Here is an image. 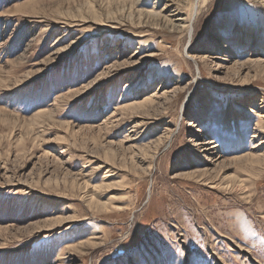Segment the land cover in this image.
<instances>
[{"label":"rangeland","instance_id":"rangeland-1","mask_svg":"<svg viewBox=\"0 0 264 264\" xmlns=\"http://www.w3.org/2000/svg\"><path fill=\"white\" fill-rule=\"evenodd\" d=\"M0 264H264V0H0Z\"/></svg>","mask_w":264,"mask_h":264},{"label":"bare ground","instance_id":"bare-ground-1","mask_svg":"<svg viewBox=\"0 0 264 264\" xmlns=\"http://www.w3.org/2000/svg\"><path fill=\"white\" fill-rule=\"evenodd\" d=\"M194 5V4H193ZM193 12H195V8H193L192 6V12H191V17L189 18L188 22H183V23H187L186 27L188 28L190 26V22L192 20V16H193ZM151 15H153L154 17H158L160 16L158 12H151ZM170 18V17H169ZM168 21H170V19H167ZM189 30V29H188ZM198 143V142H197Z\"/></svg>","mask_w":264,"mask_h":264}]
</instances>
